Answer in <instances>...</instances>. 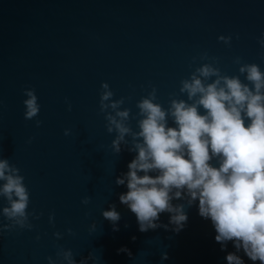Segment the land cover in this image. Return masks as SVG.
<instances>
[{
    "label": "water",
    "instance_id": "95a60500",
    "mask_svg": "<svg viewBox=\"0 0 264 264\" xmlns=\"http://www.w3.org/2000/svg\"><path fill=\"white\" fill-rule=\"evenodd\" d=\"M261 31L264 0H0V158L20 169L27 208L40 214L29 217L31 230L0 229V264H47L58 248L70 249L77 261L91 253L96 264H226L231 242L220 249L195 204L185 208L178 232L171 226L138 231L134 215L117 200L125 188L114 183L134 153L126 146L111 151L114 133L105 130L98 93L105 82L113 100L123 97L121 109H129L136 130L131 117L142 96L154 87L164 108L170 98L185 99L180 80L213 57L228 76L237 74L236 57L264 70ZM218 36H229V44ZM26 88L37 96L39 127L23 118ZM109 204L120 214L117 231L100 215ZM159 221L167 224L168 214ZM121 247L131 255L117 252Z\"/></svg>",
    "mask_w": 264,
    "mask_h": 264
},
{
    "label": "clouds",
    "instance_id": "9594fccd",
    "mask_svg": "<svg viewBox=\"0 0 264 264\" xmlns=\"http://www.w3.org/2000/svg\"><path fill=\"white\" fill-rule=\"evenodd\" d=\"M217 40L228 45L230 37ZM257 43L264 63V31ZM233 63L238 68L232 76L220 72L214 57L211 63L195 67L179 82L178 91L186 98H170L167 108L155 102L153 87L135 104L138 111L131 118L136 130L129 126V109H121L124 98L113 100L105 82L100 84L98 109L104 114L106 132L114 133L111 151L119 154L126 146L134 153L127 171L116 176L114 183L124 186L117 200L134 215L138 231L171 226L178 232L187 220L185 208L195 204L197 214L210 222L220 249L231 242L234 251L226 253V264H244L241 252L253 264H264V70L255 63H241L239 57ZM22 95L23 118L34 119L40 108L37 96L31 88L22 89ZM40 123L34 119L36 127ZM63 134L69 135V129ZM0 198L4 201L0 229L33 228L29 217L36 220L40 214L28 210L24 176L6 157L0 158ZM87 203L88 197L82 198L81 204ZM161 213L168 214L167 224L160 223ZM100 215L113 231L118 230L120 214L115 204ZM48 223H53L52 213ZM88 230H95L94 222ZM65 231L72 234L70 228ZM52 235L59 239L61 233ZM121 251L131 255L126 248L117 249ZM45 259L47 264H96L91 253L77 261L70 249L62 248L55 259ZM160 259L166 260L167 254L161 253Z\"/></svg>",
    "mask_w": 264,
    "mask_h": 264
}]
</instances>
